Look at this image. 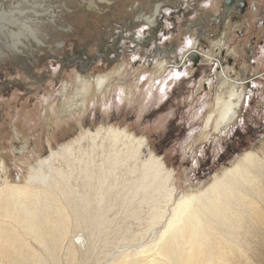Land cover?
<instances>
[{"label":"rangeland","instance_id":"obj_1","mask_svg":"<svg viewBox=\"0 0 264 264\" xmlns=\"http://www.w3.org/2000/svg\"><path fill=\"white\" fill-rule=\"evenodd\" d=\"M158 1L0 0L3 179L20 190L21 201L33 206L36 226L52 247L48 250L19 229L28 264H144L154 256L162 262L156 252L181 223L180 219L173 225L179 200L190 195L209 200L203 194L246 153L257 161L249 173L251 180L243 184L253 195L243 196L248 206L240 200L241 205L231 204L222 212L208 214V224L200 233L207 229L211 241L187 238L186 232L173 247L190 264H264V29L259 28L254 46L249 48L250 32L229 20L223 31L228 34L223 46L225 73L212 61L216 65H203L197 79L191 78L188 67L185 72L171 67L150 85L153 79L148 70L152 66L147 67L145 59L152 57L155 63L158 56L154 53L171 44L175 60L179 59L194 46V40L184 33L186 26L200 27L194 24L203 14L205 20L220 15L222 0L213 4L212 0L199 1L196 11V4L189 0H173V7L163 9L157 28L134 22L141 9L150 10ZM247 2V20L254 21L262 14L264 0ZM92 3L95 7L91 9ZM70 4L78 10L67 12ZM175 12L177 17L169 22L167 17ZM46 17L57 31L51 39L44 38L40 50L31 52L27 46L12 43L18 32L28 28L49 33V26L42 24ZM127 20L133 26L126 25ZM210 25L205 31L209 42L214 37ZM49 40L63 43L55 50ZM82 54L88 71L79 73L78 61L68 60ZM207 61L203 59L204 64ZM120 67L125 68L121 75L125 80L134 72L139 79L128 83V92L117 84L109 97L102 94L97 100L89 87L84 114L75 113L64 123L55 121L54 128L47 130L46 120L53 119L48 107L50 111L57 108L65 82L72 83L79 74L87 79L112 74L114 80ZM239 79L249 81L239 86L242 102L227 136L211 133L205 140L202 124L219 81L227 84H222L225 94L231 80ZM162 103L165 108L159 111ZM150 110L156 111L154 118L144 124L141 116ZM129 113L135 115L131 122L125 118ZM13 128L27 142L25 153L13 150ZM166 128L182 130V134L172 133L167 149L156 150L155 141L169 139ZM106 129L112 134H104Z\"/></svg>","mask_w":264,"mask_h":264},{"label":"bare ground","instance_id":"obj_2","mask_svg":"<svg viewBox=\"0 0 264 264\" xmlns=\"http://www.w3.org/2000/svg\"><path fill=\"white\" fill-rule=\"evenodd\" d=\"M171 3H173V0H159L155 4H152L150 10L144 11L141 9V11L134 16V22H143L149 27H154L157 23V17L161 13V8L164 7L165 4L171 5ZM68 7L71 8V10L67 8V12L72 10V12H76L78 10L77 5L74 4H70ZM89 7H91V9L92 7H95L94 3H92ZM201 16L202 20L204 15ZM43 19V27L49 26L46 27L50 29L49 33L42 30L43 28L39 29V31L28 28L27 32H18L17 37H15V41L12 43L27 46L31 52L40 50V47L43 45L42 41L44 38L45 40L49 38L51 39L50 35L52 36V33L57 31V28L53 26V24H49V18L46 17ZM203 20H205V18ZM124 22L126 25L133 26L129 20ZM195 28L196 27L192 25H190L189 28L186 26L187 36H189L190 41L194 40L192 37L195 31H197L196 37L199 35V37H203L205 35V29H203L202 25L196 29ZM190 35H192V37H190ZM225 40L226 37L224 33L218 34L216 40L212 42L214 46L210 52L206 53L203 51L201 53L203 59L208 58L210 61L217 62L218 64L221 56V43ZM50 42H52L50 47L55 50H58L61 42L63 43V41L60 40H49V43ZM171 64L172 62H169V58L156 59L153 67L149 70V76L153 79L152 82L150 81V85H152L159 76H162V73L170 67ZM225 71H227L225 67H222L221 72L225 73ZM124 72L125 68L120 67L113 78L114 80H111L112 74H96L88 79L80 76V74L74 75L72 83L65 82L62 85L60 95L57 99V108L50 111L49 109H51V107H48V111L53 115V119L50 121L46 120L47 130H51L52 127L54 128L52 123L55 121H61L64 123L66 118L74 116L75 113L79 116L84 114L85 110L88 108V98L84 96L88 92L89 87L92 90L91 97L93 99L96 97L97 100L102 94H106L109 97L111 90L117 84L122 87L121 89L128 92L130 89L128 87V83L133 79L137 81H139V79H136L134 72L131 77L125 80L121 76L124 75ZM220 74L222 75V73ZM142 76L143 74H141V77ZM234 80H231L232 83L227 88L225 94L222 84L225 85L226 83L224 80L219 81V85L214 93L212 104L211 106L209 105V110L205 114L202 124V127L205 130V140L210 137L211 133L218 134L219 136H227V129L232 121H234L237 117V109L240 107L242 102V95L239 94V86H242V82L245 83V81H241V79H239V82L238 80ZM244 85H246V83ZM210 126L212 127L211 130L209 129ZM13 134L15 138V145L13 146L14 152L25 153L28 150L27 142L21 138L16 128H13ZM104 134H112V132L111 130L106 129ZM94 135H96V133H94ZM2 152H4V150H0V154ZM252 167H257V161L255 160L253 154L246 153L233 167V169L227 171L223 177L215 180L206 194H203L205 196H209V200L204 197L200 198L192 195L183 197L179 200L175 209V211H177V219L173 225L175 227L180 219L181 223L177 228H175V231L162 242L156 252L157 258L162 259L163 261L159 262V260L155 259L156 257L154 256L146 259L144 264H164L165 261L170 262V264L183 262L186 257L183 258V256L178 255L176 247H173L174 243H180L182 241L184 238L182 236L183 233L187 232V238L194 239V237H196L199 241L203 238L204 241L208 240L209 242V240L212 239L210 238V236L212 237L211 233L208 232L207 229H205V234L203 233L202 235V233H200V231H203L202 229L208 224L206 222V219L208 218L207 215H210V213H216L217 211L222 212L223 209L226 210V208L231 204L241 205L242 203L240 200H243V206H246L247 204H245L244 201L245 197L243 196H246V198L253 197L250 191L243 188L245 181L251 180V174L249 173L251 172ZM4 175V162L0 156V222H2L0 224V261L8 260L11 264H28V262L25 261L26 257L23 254L21 243L18 238L17 231L19 229L26 230L30 235H32L38 244L46 245L48 250L52 251V247L47 244L48 240L40 233L38 227L36 226L38 217L35 215L33 206L29 202L21 201V196H19L20 190L8 185L6 179H3ZM182 215H184V217ZM223 217H225V214H223ZM184 263L190 264L188 261L186 262V260Z\"/></svg>","mask_w":264,"mask_h":264},{"label":"flooded vegetation","instance_id":"obj_3","mask_svg":"<svg viewBox=\"0 0 264 264\" xmlns=\"http://www.w3.org/2000/svg\"><path fill=\"white\" fill-rule=\"evenodd\" d=\"M189 1L190 2H193L194 4H196V7L194 8L195 11H196V9L198 8L199 1H206L207 2V1H210V0H189ZM211 2L213 4L214 3V0H212ZM211 2H209V3H211ZM166 6H172V5L165 4L164 7L161 8L162 9L161 10V13L157 17V23H156V25L154 27H151L150 26L151 28H155V27L157 28V26L159 25V20L158 19H159L160 15L162 14L163 9ZM248 8H249V3L247 2V0H222L220 2V4L218 5V9L221 12L220 15H217V16H209V17H207L206 20H201L199 23L194 24V25L201 24L203 26V29H205V31L207 29L206 28V25L211 24L210 25L211 28H214V30L212 32V34L214 35V37H213L212 40H210V42L206 40V37L207 36L210 37V35H207L206 32H205V35L203 37H199L200 35L198 37H196V34L194 33V35L192 37L194 39V42H195V43H192L194 45L193 48L188 49L186 51V53H184V54H182L180 56L179 59L175 60V47H174L173 44L167 45V46L161 48V50L156 51L154 53V56L157 55L158 58L160 59V58H164V57L167 58V56L169 54H171V55L173 54L174 56L173 57L171 56L172 57L171 58L172 60L169 59V62H172V64H171L170 67L167 68V70L172 67V68H176V70H178L179 72L181 70H182V72L183 71L185 72L186 68L188 67V69L191 70V72L189 73L190 76H191V78L192 79H197L199 77V71H201V69H202L201 67H203V65L211 64V65H214L215 66L217 64V62H216V64L210 63L211 61H207L204 64L203 57H202L201 53L203 51L206 52V53L210 52V50L213 48L211 45H213L212 42L215 40L214 38H217L218 32H219V34L220 33L221 34L224 33L223 32L224 31V28H225V30H226V28H228L227 24H228L229 20L231 21L232 19H234L235 21H237L238 23H240L241 30L242 31H249L250 32L249 36L247 37V41L246 42H247L249 48L250 47L252 48L254 46V42L256 41L257 34H258L257 31H260L259 28L261 30L264 29V9L262 11V14H259V16L257 18H255L254 21H248L247 20V15H246L248 13ZM199 13L200 12H198L197 14H199ZM190 14L193 15L192 12ZM200 14H203V13H200ZM175 17H177V12L171 13L170 14V17H167V18H169V22H173V19ZM204 22H206V25H204L205 24ZM197 27L198 26H196V28ZM184 33H186V35H187V32H184ZM237 33L238 34L239 33L241 34L242 32L237 31ZM224 35L226 37V40L223 43H221L222 44V49L220 50V55L221 56H220V62L217 64V70H221L222 67H225L226 68V66H223V64H222V63H224L222 61V59H225V51L223 50V46L226 45V42L228 41V34L224 33ZM110 50H112L114 52H117L116 50H113V48H111ZM104 56H106V55H104ZM75 57H74V59H69L68 61L69 62H71L72 60L73 61L74 60H77L78 61V63L76 64V68H77V71L79 73H84L83 71H88V69H87L88 67L86 65L88 62L86 60H84L85 59V55L82 54L81 56L76 57V59H75ZM151 58L150 59H145V61H144L145 62V65H147V63H148V66L147 67H151V66L153 67V65H154L153 60ZM188 61H190L189 62V65L187 63ZM231 61H232V59L229 58L227 62H229V64H231ZM134 65H138V63L134 62ZM208 67L205 66V68H208ZM163 74H165V73H163ZM0 76H1V74H0ZM164 103H162L161 105H159L157 107V109L159 111L160 110H163L165 108ZM155 113H156V111H154V110L153 111H151V110L150 111H145L142 114V116H141V121L142 122L145 121L144 124L149 123V121H151V119L154 118ZM125 118H126V120L128 122H131V121L134 120L135 115L133 113H129L128 115L125 116ZM141 124H143V123H141ZM169 126H171V125H169ZM173 129L172 128H166L165 129V131H166L165 132L166 137L169 138V139H167V140H165L163 142H156L155 141L153 143V146H154V148L156 150H161V149L162 150H165V149H167L166 148L167 147V142H169V141H171L173 139L172 136H171L172 133L174 135L178 136L180 134V132L182 131V130L175 131ZM181 134H180V136H181ZM153 137H155V136H153ZM155 139L156 138H153V140H155ZM237 151H238L237 149L236 150H232V153L233 152L235 153Z\"/></svg>","mask_w":264,"mask_h":264},{"label":"built area","instance_id":"obj_4","mask_svg":"<svg viewBox=\"0 0 264 264\" xmlns=\"http://www.w3.org/2000/svg\"><path fill=\"white\" fill-rule=\"evenodd\" d=\"M248 81H249V80H245V83L247 84V83H248ZM245 83H244V84H245Z\"/></svg>","mask_w":264,"mask_h":264}]
</instances>
